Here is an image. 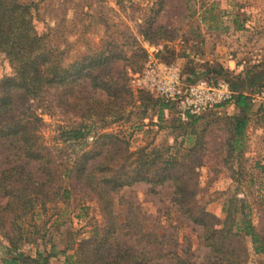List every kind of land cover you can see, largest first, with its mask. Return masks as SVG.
Returning <instances> with one entry per match:
<instances>
[{
    "label": "trees",
    "instance_id": "trees-1",
    "mask_svg": "<svg viewBox=\"0 0 264 264\" xmlns=\"http://www.w3.org/2000/svg\"><path fill=\"white\" fill-rule=\"evenodd\" d=\"M191 1L181 2L185 10ZM165 6L166 0H157L152 6L153 15L143 21V40L153 43L175 37L156 21ZM212 6L210 3L204 9L209 13L208 21L200 18L205 32L219 29L217 16L210 12ZM36 9L33 2L0 0V54L12 69L11 75L0 79V240L5 242L4 246L0 243L4 255L1 263L49 264L50 259L62 256V264H246L247 241L254 253L264 256V233L236 199L226 201L223 219L207 211L197 199L199 158L206 140L196 125L203 114L186 122L171 120L173 144L145 146L135 152L129 150L124 138L104 131L109 123L121 120L125 107L133 102L127 68L139 71L145 58L135 38L131 37L137 48L129 56L117 48L103 47L65 63L63 51L49 43V33L36 30ZM199 36L200 31L195 37ZM160 56L169 63L168 58ZM185 69V82L199 79L193 67ZM206 72L215 75L207 79L216 81L221 77L236 91L232 102L236 113L224 117V148L227 158L241 161L245 131L253 114L245 90L264 88V62L246 66L238 73L221 66L206 68ZM89 88L99 90L106 98H94ZM140 100L142 104L136 106L139 119L146 118L150 108L162 121L164 110L173 108L172 103L158 96L143 95ZM54 106L77 120L60 127L63 143L81 146L73 158L64 160L43 140L42 115H51ZM91 133L92 142L87 143ZM139 183L171 189L175 212L198 228L197 237L207 249L201 262L193 260L189 246L180 245L174 232L151 228L136 207L132 210L128 204L122 218L116 212L118 192ZM82 191L96 199L102 218L92 233L71 238L61 249L50 242L48 250H37L34 255L24 252L26 244L38 239L46 246L50 229L46 228L47 221L36 223L39 211L67 202Z\"/></svg>",
    "mask_w": 264,
    "mask_h": 264
},
{
    "label": "rangeland",
    "instance_id": "rangeland-1",
    "mask_svg": "<svg viewBox=\"0 0 264 264\" xmlns=\"http://www.w3.org/2000/svg\"><path fill=\"white\" fill-rule=\"evenodd\" d=\"M19 1L37 5L33 13L35 28L40 34L49 33V43L59 46L65 63H72L80 56L103 47L117 48L129 56L137 48L132 44V38L145 51L143 63L152 48H155L159 57L162 55L169 59V63L180 67L183 79L186 78L185 68L188 66L202 74V78H215L211 72L204 73L205 69L221 66L229 70L226 67L229 56L237 64H243V68L264 62V0H194L189 3L187 10L181 5L183 0H166V6L156 21L175 37L153 43L143 40L141 30L143 21L153 15L151 9L157 0ZM210 3H213L210 12L217 16L219 29L205 32V24L200 22V18L205 17L206 22L208 21L209 13L204 9L209 8ZM192 11L195 12L194 15H191ZM235 20L240 29H235ZM199 31L201 36L195 37ZM166 50H173V55ZM135 60L141 62L140 58ZM127 72L130 79V73L134 71L127 68ZM11 74L8 61L0 54V79ZM128 85L133 94V102L125 107L122 119L109 123L104 131L124 138L131 152L145 146L173 144L169 126L171 120L178 119L175 106L171 104V110H164L162 121L157 120L150 108L146 118L139 119L136 106L142 104L140 98L143 95L152 98L156 96L133 89L129 81ZM258 91L264 92V88L253 92L245 90L249 95ZM88 92L94 98H106L99 90L94 92L89 88ZM126 97L128 98L127 95ZM252 110L253 114L245 131V149L241 161L236 157L227 158L224 148V117L236 113L232 103L204 113L203 118L198 121L196 128L204 134L206 145L205 150L200 152L197 199L219 219L224 218L223 206L226 201L236 199L245 212H250L256 228L262 229L264 233V116L258 103L252 104ZM50 114L42 115L44 125L41 134L44 142L53 146L56 154L64 160L73 158L74 152L81 146L63 143L60 139V127L70 126L77 120L69 113H61L55 106ZM86 142H92V133ZM170 192L168 187L134 184L123 188L115 196V210L122 218L128 204L132 210L136 207L151 228L160 232H174L180 245L189 246L193 260L201 262L207 249L197 237L198 228L178 217L170 201ZM39 212L41 214L36 223L41 225L47 221L46 228L50 229V234L45 237L46 246L41 239L24 246V252L31 255L37 250H48L50 242L61 249L71 238L88 237L102 221L96 199L83 191L77 192L67 202L48 205L45 212ZM0 243L3 246L5 244L2 240ZM247 243L249 256L246 264H264V256L254 253L250 242ZM3 256V248H0V264ZM62 260V256L52 258L49 264H62Z\"/></svg>",
    "mask_w": 264,
    "mask_h": 264
},
{
    "label": "built area",
    "instance_id": "built-area-1",
    "mask_svg": "<svg viewBox=\"0 0 264 264\" xmlns=\"http://www.w3.org/2000/svg\"><path fill=\"white\" fill-rule=\"evenodd\" d=\"M237 70L242 71L243 64ZM129 83L133 89L150 92L172 103L176 117L182 122L232 103L236 95V91L223 79L199 78L191 83L185 82L180 67L162 60L155 48L148 54L142 68L130 73ZM249 96L252 104L258 103L264 116V92Z\"/></svg>",
    "mask_w": 264,
    "mask_h": 264
},
{
    "label": "crops",
    "instance_id": "crops-1",
    "mask_svg": "<svg viewBox=\"0 0 264 264\" xmlns=\"http://www.w3.org/2000/svg\"><path fill=\"white\" fill-rule=\"evenodd\" d=\"M226 63H227V66H226V67L229 69V71H233V70L238 71L237 68H238V66H239L240 64H237V63L235 62V60H233V59H229V60L226 61ZM195 73H196V75L198 76V78H200V76L202 75V74H200V73H198V72H195Z\"/></svg>",
    "mask_w": 264,
    "mask_h": 264
}]
</instances>
